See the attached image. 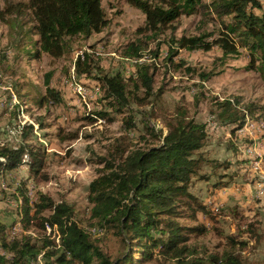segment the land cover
I'll use <instances>...</instances> for the list:
<instances>
[{
    "label": "rangeland",
    "instance_id": "374dc122",
    "mask_svg": "<svg viewBox=\"0 0 264 264\" xmlns=\"http://www.w3.org/2000/svg\"><path fill=\"white\" fill-rule=\"evenodd\" d=\"M27 1L0 0V7L12 9L0 20V146L25 144L38 152L42 165L34 174L26 153L18 167L0 173V223L7 226L9 236L22 230L17 214L21 188L30 206L39 194L70 204L92 242L110 261L116 260L127 249L121 238L112 230L89 225L87 188L102 167L97 157L119 147L130 150L158 143L159 130L165 134L177 109L185 108L187 117L207 123L204 145L196 152L202 160L189 191L208 211L181 207L180 224L205 229L188 233L186 244L202 256L230 251L242 264H264V79L243 47L237 48L238 54L221 58L218 45L187 50L174 42L182 35L203 32L216 37L217 29H224L217 16L201 8L149 30L144 14L125 0H102L108 25L87 38L74 37L72 50L53 58L38 50ZM263 2L256 12L264 10ZM130 42L140 45V60L150 66L153 91L145 96L141 88L137 95L144 99L139 102L132 98L134 89L128 83L130 103L117 112L108 105L94 76L118 72L127 79L135 75L136 59L122 55ZM84 51L94 65L88 76L77 73L74 66ZM48 71H52L50 86L58 92V102L46 93ZM80 87L85 92L74 90ZM224 98L235 100L240 112L249 111L246 123L235 133L232 125L219 122L213 113L216 100ZM99 111L107 116L100 117ZM128 118L133 127H126ZM145 126L153 128L154 134L147 133ZM45 229L49 234L51 229ZM28 233L34 238L43 235L34 227ZM135 256L134 264H174L157 254L148 260ZM36 262L41 263L40 255Z\"/></svg>",
    "mask_w": 264,
    "mask_h": 264
},
{
    "label": "trees",
    "instance_id": "16d2710c",
    "mask_svg": "<svg viewBox=\"0 0 264 264\" xmlns=\"http://www.w3.org/2000/svg\"><path fill=\"white\" fill-rule=\"evenodd\" d=\"M101 1L28 0L26 5L32 15V29L38 36L39 52L53 58L62 57L72 50L74 37L87 38L101 32L109 21ZM125 1L144 14V24L149 30L205 8L217 16L224 29H217L216 37L212 32L182 35L174 40L178 48L209 50L218 45L222 50L221 58H226L232 53L238 54L237 48L243 47L264 79V10L255 11L261 9L260 0ZM9 13H12L10 6L0 7V20ZM225 17H228L227 21H224ZM141 50L139 44L130 42L122 54L136 59L135 75L131 74L127 79L118 72L94 76L100 81L99 88L103 90L108 105L117 112L130 103L132 92L128 83L134 89L132 98L139 102L144 99V96L137 95L141 88L145 96L153 91V76L149 64L140 60ZM74 66L77 73L88 76L94 65L90 54L84 51L77 55ZM51 76L52 71L44 75L46 93L58 102V92L50 86ZM159 93L161 90L156 95ZM213 113L219 122L232 125L231 132L235 133L246 123L249 111L240 112L235 100L224 98L216 100ZM97 115L105 117L107 113L99 111ZM131 120H125L127 128L134 126ZM145 131L154 134L149 126H145ZM158 135V143L146 148L125 150L119 147L113 153L98 156L96 162L102 167L88 184L89 225L112 230L121 238L127 249L120 257L110 261L92 242L89 232L75 218L70 204L55 202L46 194H39L30 206L28 197L20 188L22 198L17 214L22 230L11 237L7 226L0 223V264H37L39 255L40 264H134L135 254H140L144 260L157 254L174 264H242L241 259L230 251L220 255L198 254L186 244L188 233H202L205 229L184 226L177 221L182 206L194 212H208L207 205L189 191L191 178L198 173L202 160L196 152L204 145L207 123L187 117L186 109L178 108L166 133L159 130ZM26 153L31 158L30 171L36 174L42 158L25 144L0 146V173L18 167ZM46 210L49 214L44 215ZM33 227L43 231V235L38 238L30 236L28 231ZM45 228L51 229L49 234H45Z\"/></svg>",
    "mask_w": 264,
    "mask_h": 264
},
{
    "label": "built area",
    "instance_id": "2783aa9c",
    "mask_svg": "<svg viewBox=\"0 0 264 264\" xmlns=\"http://www.w3.org/2000/svg\"><path fill=\"white\" fill-rule=\"evenodd\" d=\"M80 55H81V52L79 53ZM78 54V55H79ZM74 90H82V91H84V89H82V87H80V89H74ZM85 92V91H84ZM12 228H15V226L13 225V227Z\"/></svg>",
    "mask_w": 264,
    "mask_h": 264
},
{
    "label": "crops",
    "instance_id": "0c3cea01",
    "mask_svg": "<svg viewBox=\"0 0 264 264\" xmlns=\"http://www.w3.org/2000/svg\"><path fill=\"white\" fill-rule=\"evenodd\" d=\"M262 7L264 8V2L262 3Z\"/></svg>",
    "mask_w": 264,
    "mask_h": 264
}]
</instances>
